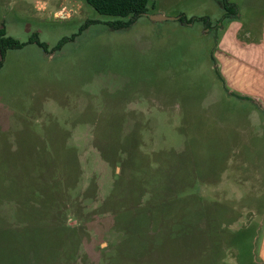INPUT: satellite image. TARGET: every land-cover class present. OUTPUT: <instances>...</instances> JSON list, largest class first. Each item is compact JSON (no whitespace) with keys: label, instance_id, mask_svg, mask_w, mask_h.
I'll return each instance as SVG.
<instances>
[{"label":"rangeland","instance_id":"1","mask_svg":"<svg viewBox=\"0 0 264 264\" xmlns=\"http://www.w3.org/2000/svg\"><path fill=\"white\" fill-rule=\"evenodd\" d=\"M225 13L255 36L264 0H149L118 29L86 0H0L47 44L0 65V264H262L264 108L218 73Z\"/></svg>","mask_w":264,"mask_h":264},{"label":"crops","instance_id":"2","mask_svg":"<svg viewBox=\"0 0 264 264\" xmlns=\"http://www.w3.org/2000/svg\"><path fill=\"white\" fill-rule=\"evenodd\" d=\"M261 28L258 35L252 36L251 31L243 35V26L231 21L221 37L217 59L229 90L264 108V17ZM258 256L264 264V236Z\"/></svg>","mask_w":264,"mask_h":264},{"label":"trees","instance_id":"3","mask_svg":"<svg viewBox=\"0 0 264 264\" xmlns=\"http://www.w3.org/2000/svg\"><path fill=\"white\" fill-rule=\"evenodd\" d=\"M94 9L100 14L114 17V20L107 21L106 23L112 28H124L128 27L131 23L134 22L136 18L143 15L147 11V5L149 0H86ZM181 21H186L185 16H180ZM95 22V20H91ZM67 39L61 40L57 47H61L67 41ZM26 43H36L44 50H47V44L41 41L37 33H34L33 36L26 42H23L17 38H14L6 33L4 27L0 28V65H2L4 58L7 52L10 49H19L22 48ZM221 78L222 75L218 71ZM223 82H225L223 78ZM226 85V84H225ZM227 87V86H226ZM233 93V92H232ZM236 94V93H235ZM239 95V94H236ZM241 98L246 99L244 96ZM8 234L9 231L1 230V234ZM6 236V235H5Z\"/></svg>","mask_w":264,"mask_h":264},{"label":"water","instance_id":"4","mask_svg":"<svg viewBox=\"0 0 264 264\" xmlns=\"http://www.w3.org/2000/svg\"><path fill=\"white\" fill-rule=\"evenodd\" d=\"M150 18L155 21L165 20V19H175V17H169L161 13L150 15Z\"/></svg>","mask_w":264,"mask_h":264},{"label":"flooded vegetation","instance_id":"5","mask_svg":"<svg viewBox=\"0 0 264 264\" xmlns=\"http://www.w3.org/2000/svg\"><path fill=\"white\" fill-rule=\"evenodd\" d=\"M227 13L224 14V18L227 17V18H230L231 19V15H226ZM231 21H233V19H231ZM222 28V27H221ZM208 29L209 30H213L214 32H217L218 30H220V24L216 23L215 25H212V26H208Z\"/></svg>","mask_w":264,"mask_h":264}]
</instances>
